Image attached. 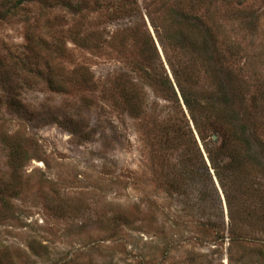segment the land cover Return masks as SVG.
Wrapping results in <instances>:
<instances>
[{
    "label": "rangeland",
    "instance_id": "rangeland-1",
    "mask_svg": "<svg viewBox=\"0 0 264 264\" xmlns=\"http://www.w3.org/2000/svg\"><path fill=\"white\" fill-rule=\"evenodd\" d=\"M10 5L0 264H264V0Z\"/></svg>",
    "mask_w": 264,
    "mask_h": 264
},
{
    "label": "trees",
    "instance_id": "trees-1",
    "mask_svg": "<svg viewBox=\"0 0 264 264\" xmlns=\"http://www.w3.org/2000/svg\"><path fill=\"white\" fill-rule=\"evenodd\" d=\"M26 0H11V5L9 6V8L6 9V13H11V14H14V10L18 9L20 6H22L23 2H25ZM28 2L32 1V0H27ZM169 62V61H168ZM169 66H171V71H172V75H173V79H174V82L176 83L178 89H179V93L181 95V98L183 100V104L185 105L186 109L188 110L189 114H190V117H191V120L192 122L194 123V126L196 127V130H197V133H198V136L200 138V141L203 145V147L205 146V150H206V153H207V156H208V159L210 161V163L212 164L213 166V169L215 170V176L217 178V180L219 181V184L221 186L222 185V181H221V178H220V175H219V172H218V165L216 163V159H215V156L213 155L212 152L209 151V148L208 146L205 144L206 140L203 138V136L201 135L200 131H199V126H198V122L196 121V117H194V103L193 101H191L187 96H186V91L185 89L182 87L181 83H180V78H181V74L182 73H179V71L175 70L174 67L172 66V64L169 62L168 63ZM238 141H240L241 143H244L246 142L245 140L243 139H239L237 138ZM243 141V142H242ZM219 150L221 151H224V144H221V146L219 147ZM229 156L231 158V163H229V166L230 168H232V174L233 176L238 174V172H240L242 170V167H243V163H241L242 161V156L239 155L238 153H229ZM224 199H225V203H226V209H227V212H228V215H229V219L232 223V206H231V201L229 199V196L227 195V193L224 194ZM261 211V210H260ZM262 212L264 213V209L260 212V216L262 214ZM257 218V222H258V227L260 229H263V225L260 221V218L256 217ZM263 219H264V216H263ZM232 228V225L230 226Z\"/></svg>",
    "mask_w": 264,
    "mask_h": 264
}]
</instances>
